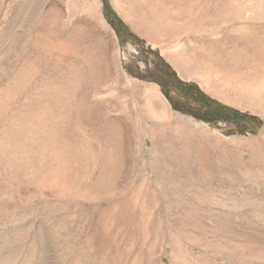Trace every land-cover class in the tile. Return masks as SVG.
<instances>
[{
	"label": "rangeland",
	"instance_id": "rangeland-1",
	"mask_svg": "<svg viewBox=\"0 0 264 264\" xmlns=\"http://www.w3.org/2000/svg\"><path fill=\"white\" fill-rule=\"evenodd\" d=\"M148 47L262 126L175 110ZM0 264H264V0H0Z\"/></svg>",
	"mask_w": 264,
	"mask_h": 264
},
{
	"label": "trees",
	"instance_id": "trees-1",
	"mask_svg": "<svg viewBox=\"0 0 264 264\" xmlns=\"http://www.w3.org/2000/svg\"><path fill=\"white\" fill-rule=\"evenodd\" d=\"M104 14L121 42L126 40L124 38H129L133 43L142 42L139 36L128 29L107 2L104 5ZM147 52L156 60L155 70L146 69L145 73L141 74L139 70L135 73L130 67L128 72L157 82L175 110L191 115L213 127L232 124L233 127L226 130L228 133L254 134L262 126L263 119L258 115L227 105L204 92L196 82L181 79L157 49L148 47Z\"/></svg>",
	"mask_w": 264,
	"mask_h": 264
}]
</instances>
